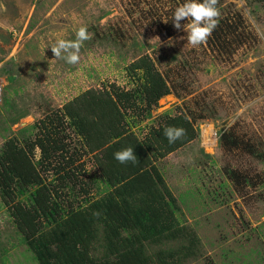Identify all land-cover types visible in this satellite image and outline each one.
Segmentation results:
<instances>
[{
  "label": "rangeland",
  "instance_id": "rangeland-1",
  "mask_svg": "<svg viewBox=\"0 0 264 264\" xmlns=\"http://www.w3.org/2000/svg\"><path fill=\"white\" fill-rule=\"evenodd\" d=\"M141 2L137 8L135 0H0V147L25 129L33 139L34 123L87 89L111 84L131 89L125 68L148 55L168 78L172 94L158 101L136 135H145L144 127L156 126L164 113L195 119L196 139L154 161L175 198L180 225L200 242L199 257L185 264H264V163L242 148L219 145L220 135L230 133L264 150V0H219L220 15L239 13L244 26L220 53L207 43L188 44L183 29L188 22L167 31L164 17L173 19L169 4L162 9L167 14L159 12L160 21L148 13L153 1ZM81 26L92 37L79 63L55 59L50 47L59 39L74 40ZM68 133L71 148L79 147ZM82 162L81 180L98 179L92 156ZM229 169H238L249 185L234 186L225 175ZM104 190L98 180L91 195ZM20 240L0 201V264H37Z\"/></svg>",
  "mask_w": 264,
  "mask_h": 264
},
{
  "label": "trees",
  "instance_id": "trees-1",
  "mask_svg": "<svg viewBox=\"0 0 264 264\" xmlns=\"http://www.w3.org/2000/svg\"><path fill=\"white\" fill-rule=\"evenodd\" d=\"M152 1L148 13L159 19V12L167 14L164 4L174 14L185 2ZM141 3L135 0L137 8ZM164 18H169L166 30H172L173 19L168 14ZM241 20L239 13L220 15L208 46L220 53L225 44L231 45V38L244 33ZM125 72L131 89L113 84L87 89L34 123L33 139L25 129L0 147V201L37 264H185L199 257V239L190 227L180 225L175 198L154 164L196 139L195 119L164 113L138 137L134 130L151 118L172 87L148 55L133 60ZM168 126L181 127L186 134L169 143L164 135ZM68 131L78 138L79 147L71 148ZM219 145L242 148L264 163V150L245 146L230 133L220 135ZM128 147L134 149L137 163L114 159V153ZM86 155L92 156L99 176L90 183L80 178L84 163L79 162ZM225 175L234 186L249 185L238 169ZM98 180L105 190L96 197L91 194ZM172 241L179 244L164 247Z\"/></svg>",
  "mask_w": 264,
  "mask_h": 264
},
{
  "label": "clouds",
  "instance_id": "clouds-1",
  "mask_svg": "<svg viewBox=\"0 0 264 264\" xmlns=\"http://www.w3.org/2000/svg\"><path fill=\"white\" fill-rule=\"evenodd\" d=\"M219 0H185L178 6L173 14V26L181 30V21L187 19L191 23L183 26L187 32V43L193 47L200 46L207 42L219 23L220 11L217 7ZM92 34L87 26H81L76 32L74 40L59 39L50 47L55 59H63L70 65L80 61V51L85 41L91 39ZM186 134L181 127L168 126L164 135L169 143H174ZM203 135V134H202ZM203 137V136H202ZM114 159L121 164L127 162L137 163V157L132 147H128L114 153Z\"/></svg>",
  "mask_w": 264,
  "mask_h": 264
},
{
  "label": "bare ground",
  "instance_id": "bare-ground-1",
  "mask_svg": "<svg viewBox=\"0 0 264 264\" xmlns=\"http://www.w3.org/2000/svg\"><path fill=\"white\" fill-rule=\"evenodd\" d=\"M206 142L208 141V140H205ZM213 141V140H212Z\"/></svg>",
  "mask_w": 264,
  "mask_h": 264
},
{
  "label": "built area",
  "instance_id": "built-area-1",
  "mask_svg": "<svg viewBox=\"0 0 264 264\" xmlns=\"http://www.w3.org/2000/svg\"><path fill=\"white\" fill-rule=\"evenodd\" d=\"M203 136V135H202Z\"/></svg>",
  "mask_w": 264,
  "mask_h": 264
},
{
  "label": "crops",
  "instance_id": "crops-1",
  "mask_svg": "<svg viewBox=\"0 0 264 264\" xmlns=\"http://www.w3.org/2000/svg\"><path fill=\"white\" fill-rule=\"evenodd\" d=\"M166 97V96H165Z\"/></svg>",
  "mask_w": 264,
  "mask_h": 264
}]
</instances>
